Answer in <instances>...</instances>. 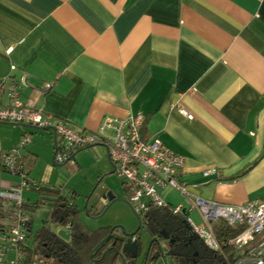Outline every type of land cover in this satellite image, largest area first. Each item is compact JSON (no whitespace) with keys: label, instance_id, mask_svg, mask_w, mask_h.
Listing matches in <instances>:
<instances>
[{"label":"crops","instance_id":"obj_1","mask_svg":"<svg viewBox=\"0 0 264 264\" xmlns=\"http://www.w3.org/2000/svg\"><path fill=\"white\" fill-rule=\"evenodd\" d=\"M0 84L2 107L15 86L22 103L78 133L142 116L143 140L184 159L193 196L224 207L264 200V0H0ZM34 131L0 124V154L47 132ZM35 146L21 167L37 160ZM97 148L72 162L102 166Z\"/></svg>","mask_w":264,"mask_h":264},{"label":"built area","instance_id":"obj_2","mask_svg":"<svg viewBox=\"0 0 264 264\" xmlns=\"http://www.w3.org/2000/svg\"><path fill=\"white\" fill-rule=\"evenodd\" d=\"M21 85L27 87V77L22 79ZM4 92L3 84H0V97ZM6 92L11 105L6 108L0 105V124L52 133L58 141L53 160L56 167L69 164L72 156L79 152L105 148L115 174L132 193L128 204L136 215L142 217L153 209H170L162 194L166 191L179 194L188 203L189 209L179 207L170 210L174 216L193 213L200 216L202 226L196 227L190 218H187V223L194 237L208 251L221 257L226 256V251L241 253L238 264H244L243 259L251 253L259 259L258 264H264V200L245 206L224 207L193 196L191 188L182 181L184 159L157 140L145 142L142 139L144 117L106 118L96 133H78L65 122L45 115L34 104L22 103L15 86ZM30 144L31 139L26 136L17 148L0 154V172L20 179L19 185L0 187V264H22V250L30 223L23 193L27 190L40 191L37 184L29 181L27 171L19 163L22 151ZM216 173L215 170L206 171L204 177L209 178ZM219 222L230 228L243 227L244 232L235 239L219 242L213 231L214 225ZM261 236L263 240L257 243V238ZM9 255L15 258L9 260Z\"/></svg>","mask_w":264,"mask_h":264},{"label":"trees","instance_id":"obj_3","mask_svg":"<svg viewBox=\"0 0 264 264\" xmlns=\"http://www.w3.org/2000/svg\"><path fill=\"white\" fill-rule=\"evenodd\" d=\"M75 157L76 156L73 155L71 160L73 161ZM39 193L42 199H40L38 204L29 207L27 205L30 223L27 226L28 236L26 238L25 248L22 250V264L117 263L124 244L119 243L116 246H112L111 249L105 248V250H102L101 246L106 245V240H108L107 233L110 229H101L96 232L88 231L78 218L79 212L73 203L75 199L73 194H70V198H68L62 191L54 188L40 189ZM41 205L45 207L48 205L54 206L53 209L49 211L50 222H46L43 226L41 225L40 229L33 234V219L30 213L35 214L40 219L38 213L40 207L38 206ZM170 209L151 210L145 215L146 218L144 221H139V232L145 231L152 242L159 240L161 234L165 232L168 235L174 236L179 242L188 243L187 241L192 240L193 242L195 241L196 244L182 252L179 249L177 251H172V249L169 252L157 250L144 264H164L165 258H169L172 264H187L182 263V255L184 252L188 253L189 259L192 258L194 254H198L199 257L195 259L197 264H238L237 257H235L236 254L221 257L207 251L201 242L194 239L195 237L186 219V217L189 218V216L187 214L174 216ZM87 213L89 218L93 217V213ZM62 228L66 229L63 231L70 236L69 242H65L58 237V229ZM213 231L219 242H227L241 235L244 232V228H230L227 224L219 222L214 225ZM33 237L35 238L34 249L31 246ZM29 241L31 242L29 243ZM14 258V255L8 256L9 260H13Z\"/></svg>","mask_w":264,"mask_h":264},{"label":"rangeland","instance_id":"obj_4","mask_svg":"<svg viewBox=\"0 0 264 264\" xmlns=\"http://www.w3.org/2000/svg\"><path fill=\"white\" fill-rule=\"evenodd\" d=\"M35 134H37V136H44L45 141L42 142L43 144L41 143L42 145H38L36 142L37 136L30 137L36 145L35 148H37L38 152L36 151L37 155H35L37 160H33V165L30 168L28 165H24V167L26 166L25 169L27 174L29 172V181L37 184L39 189H58L68 198H70V194H73L75 198L73 203L79 212L78 218L90 232H96L101 229H113L116 235L125 234L129 237L138 231L140 226L139 221H144L146 217L136 215L129 206L128 198L132 193L125 186L123 180L114 173V169L108 161L107 153L104 149L97 148V150L104 152L105 164L100 167L98 166L102 173H99L97 170L98 167H95V163H97L95 160L94 165L90 161L85 160L81 163L79 162V164L71 162L64 167H56L53 162V149L50 152L47 150V145L52 144L53 146L54 144L52 134L50 135V133L47 132H38ZM11 179H13V186L19 185L20 179L6 174L0 176V185ZM108 194L116 198L117 202L111 205L107 203L109 206L104 204L102 199ZM168 194H170V192H168L167 195ZM40 199H42L41 194L35 190H27L23 193V201L30 206L38 203ZM168 202H171L174 209L180 206L189 209L188 203L180 197L179 194L169 195ZM86 212L93 213V217L89 218ZM30 216L33 219L32 233L35 234L41 227V221L33 213H30ZM188 216L192 218L195 226L203 225L198 214ZM63 230L66 229H58V232ZM136 238L139 239V247L142 253H144L148 248L151 238L145 231H140ZM34 239L33 237V243L31 245L33 249ZM262 240L263 236L258 237L257 243H260ZM30 242L31 241H29V243ZM225 254L228 256L231 253L226 251ZM240 254L241 253L237 254L235 257ZM243 261L244 264H258L259 259L253 257L250 253Z\"/></svg>","mask_w":264,"mask_h":264},{"label":"flooded vegetation","instance_id":"obj_5","mask_svg":"<svg viewBox=\"0 0 264 264\" xmlns=\"http://www.w3.org/2000/svg\"><path fill=\"white\" fill-rule=\"evenodd\" d=\"M107 203L109 205H111L108 201L105 202L104 204L108 205ZM40 221L43 222L42 220H40ZM48 222H50V221H48ZM107 234H108L107 235L108 240H106L105 246H103V245L101 246L102 250H105V248L111 249L112 246H116L119 243H122L125 245L128 241H132V243H135L140 250L139 258L137 261H134L132 259L131 255H124L121 253L119 255V258H118V261L116 264H144L147 259L151 258L152 254L156 253L157 250L169 252L172 249H173L172 251H177L179 249L182 252L184 250H188L189 248L193 247L194 244H196L195 241L193 242L192 240L187 241L188 243L179 242L174 238V236L168 235L165 232H163L161 234V238L159 240L154 241V242H152V240H151L146 251L144 253H142V251L139 247V239L136 238L137 236H135L134 238L131 239L129 237H124V234H121V235L117 234L116 235L114 233L113 229L108 230ZM194 239H197V238H194ZM199 242H201V241H199ZM198 257H199L198 254H194L193 257L189 259L188 253L184 252L182 255V263L197 264L195 259H197ZM164 264H172V263L170 262L169 258H165Z\"/></svg>","mask_w":264,"mask_h":264},{"label":"water","instance_id":"obj_6","mask_svg":"<svg viewBox=\"0 0 264 264\" xmlns=\"http://www.w3.org/2000/svg\"><path fill=\"white\" fill-rule=\"evenodd\" d=\"M55 154H56V148H55ZM109 202L110 204H113L115 202H117L116 198L112 197L111 194H108L107 196L103 197L102 199V202L105 203V202ZM38 204V203H36ZM40 207L39 208V215H40V218L41 220L43 221L42 222V226L44 225V223L48 222L49 219H50V215H49V211L51 209H53V205H48V206H38ZM87 216H88V213L86 212ZM139 230L132 236H129V238H134L135 236H137ZM58 237L60 239H62L63 241L65 242H69L70 241V236L66 234V232L64 231H61L58 233ZM124 237H128L124 234ZM122 254L124 255H131L132 259L134 261H137L138 258H139V254H140V250L138 248V246L135 244V243H132V241H128L124 246H123V249H122ZM241 257H237V260H239Z\"/></svg>","mask_w":264,"mask_h":264}]
</instances>
